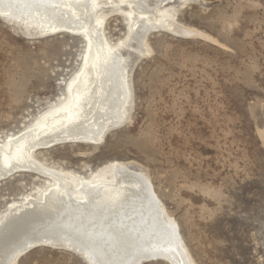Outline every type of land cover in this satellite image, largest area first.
I'll return each instance as SVG.
<instances>
[{
  "label": "rangeland",
  "instance_id": "rangeland-1",
  "mask_svg": "<svg viewBox=\"0 0 264 264\" xmlns=\"http://www.w3.org/2000/svg\"><path fill=\"white\" fill-rule=\"evenodd\" d=\"M175 2L171 15L199 34H149L151 52L130 67L125 119L101 143H59L33 157L75 185L112 181L114 162L134 163L192 264H264V0ZM127 17L105 22L114 46L130 35ZM87 52L83 34L32 37L0 14V145L8 149L10 137L68 104ZM53 185L34 171L9 174L0 181V219ZM17 264L88 262L58 245L32 248Z\"/></svg>",
  "mask_w": 264,
  "mask_h": 264
},
{
  "label": "bare ground",
  "instance_id": "bare-ground-1",
  "mask_svg": "<svg viewBox=\"0 0 264 264\" xmlns=\"http://www.w3.org/2000/svg\"><path fill=\"white\" fill-rule=\"evenodd\" d=\"M173 1L178 0H0L1 16L20 21L32 37L70 32L83 34L88 43L83 67L68 85V104L10 137L8 149L0 145V181L15 171H34L54 181L43 199L28 197L22 207L13 202L0 219V264H17L32 248L58 245L82 254L88 264L157 259L192 264L177 223L165 219L151 181L141 169H131L134 163L114 162L112 181L75 185L64 172L33 157L36 149L59 143H101L105 132L125 119L130 67L151 52L149 34H199L171 15ZM122 12L130 35L114 46L104 26L109 16ZM67 97L61 93L58 101Z\"/></svg>",
  "mask_w": 264,
  "mask_h": 264
}]
</instances>
